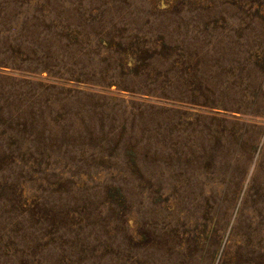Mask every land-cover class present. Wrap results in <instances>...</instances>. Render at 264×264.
I'll return each instance as SVG.
<instances>
[{"label": "rangeland", "instance_id": "374dc122", "mask_svg": "<svg viewBox=\"0 0 264 264\" xmlns=\"http://www.w3.org/2000/svg\"><path fill=\"white\" fill-rule=\"evenodd\" d=\"M0 264H264V0H0Z\"/></svg>", "mask_w": 264, "mask_h": 264}]
</instances>
